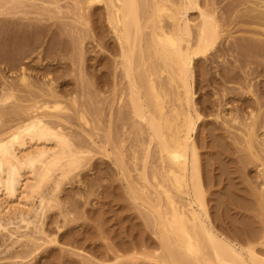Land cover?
<instances>
[{"label": "rangeland", "instance_id": "obj_1", "mask_svg": "<svg viewBox=\"0 0 264 264\" xmlns=\"http://www.w3.org/2000/svg\"><path fill=\"white\" fill-rule=\"evenodd\" d=\"M77 1L80 2L79 5L76 3ZM169 1L171 2H168V6L171 9L181 4V0ZM43 2L46 4L39 2L33 9L30 6L20 4L17 7L9 6L7 10L0 11L2 12L0 14H4L0 15V98L5 94L4 91L6 93L11 91L15 98V100L11 99L3 104L0 103V119L3 117L0 120L2 125L0 131L1 129L4 131L3 128L7 130V127H12L14 125L13 121L16 122L15 120L22 118L23 115L25 117L26 113L29 112V116L33 114L30 111L27 112L26 108L33 105L35 101H39L40 104L45 102L49 108L40 109L34 114L51 115L55 119L58 118V122L61 125L63 124L61 127L65 128L63 131L69 137L72 136V139L74 138L71 141L74 146L90 151L92 157L89 154L87 157L85 156L84 162L80 163V167H77L78 169L71 172V174L69 173L62 180L63 184L61 182V185H59L61 188L59 187L60 189L58 188L54 194L55 199L57 198L59 200L57 201L60 202V204L57 202L60 207L47 212L49 218L47 220L44 218V220L48 221L49 219V223L43 220V223H45L43 224L44 232L46 230L45 235L49 234V238L56 237L58 243L52 244V246H42L41 251L37 250L38 252H35L37 254L26 256L23 253L26 257L15 261L13 254L15 252L17 254L18 251L14 252L12 247L11 250L14 253L10 252L11 250L5 253L6 246L3 245L2 242L4 241L1 236L0 264H88L87 261L85 262L87 259H89L88 262L92 260V263L94 261L96 264H170L168 263L170 259H167V256L165 260L163 257L162 259L159 258L162 248L159 239L160 230L154 213V209L158 208L159 202L165 203V201H159L156 195L153 196V194H157L154 189L155 185L153 186L156 180L152 182L153 180L149 178L148 180L152 186L147 187L148 191L146 192L143 189L146 184L143 182L140 173L143 167L142 156L145 140L147 142V135H145V126L139 120L132 118L131 110L128 108L130 83L119 56L118 42L110 26L108 27L110 25L107 8L109 1L103 0L102 3L95 4V7L91 8H86L87 6L83 4V0H44ZM151 2L152 0H139L138 10L143 28L138 35V47L135 48L133 53V75L141 93L143 92L144 95L147 91V76L148 71H150L157 89L161 90V94H166L164 105L169 113L173 107H178L179 103L176 101V90L174 88L176 85L170 83V75L165 71L163 63L150 57L149 54L153 28L152 23L147 22V19L152 14ZM171 3L173 6H171ZM198 4L201 9L209 5V10H207L209 13H213L216 22H219L217 24L220 32V37L209 54L199 59L194 58L191 63L193 72L192 87H194L195 92L194 100L196 106L198 105L197 111L202 117L201 126L199 125L200 127L194 137L201 161L206 190V206L210 220L217 228L216 230L247 247L246 232H251L250 225H254L252 228H257L253 229V231L255 230L254 233L262 234L264 232V214L261 215L264 213V209H262L259 201L253 197L254 191L258 192L264 189L260 184L261 176L259 178V175H262L261 173L264 171L259 166L261 163L264 164V143L257 142L256 146L249 151L243 137L244 132H246L244 124L247 123V115L249 114L247 113L249 110H247L246 104L247 91L249 89L255 94L258 89H264V71H260L258 66L249 65V71L253 72L254 70L253 74L249 76L250 85L247 86L246 80L247 60L254 61L259 56V59H263L257 60L259 62L264 61V0H198ZM11 8L16 12H13ZM9 9L10 13L7 12ZM17 9L20 10L17 11ZM25 10L26 12H24ZM207 10L206 12H208ZM35 11L38 14H35ZM18 12L21 14H18ZM50 13L51 15L48 16ZM181 17L183 18V16ZM186 19L190 25L192 24L190 26V40L193 38V42L190 41V45L193 46L199 23L198 19H200L198 11L188 12ZM161 20L162 26L167 29L173 28L174 22L169 21L166 15L163 14ZM196 20L198 21L195 22ZM143 53L144 58H146L145 64L141 63ZM246 55L253 59L250 60L249 56L247 58ZM261 63L264 65V62ZM239 66L240 69L237 68ZM233 69L234 71H232ZM22 75L26 76L27 85L20 82ZM251 77L253 78L252 81ZM243 82L244 84L241 85ZM36 88L42 90L38 91ZM222 88H226L225 93L219 92L224 91ZM50 91L57 95L54 98L55 100L48 97L47 94ZM30 93H33L37 98ZM37 93L40 97L37 96ZM223 94L227 96H222ZM220 95L223 97H221L222 100L218 98ZM42 97L45 99L41 100ZM108 97V101H110H106L107 105L104 99ZM251 99L254 98L251 97ZM124 101L127 103L125 106L122 104ZM55 105L56 108H54ZM106 105L108 108H106ZM220 106L221 108H219ZM122 108L128 110L123 111ZM263 108L264 103L261 110L262 117H264ZM14 111L19 117H16L17 114ZM24 112L26 113L24 114ZM243 112L246 115L245 118ZM2 113L4 116H2ZM8 113L15 116H10ZM124 113H126L125 116H123ZM238 113L240 115H237ZM215 114L220 116L218 122L216 118L213 120ZM231 114L233 115L231 116ZM230 116L232 118L236 116L237 122L230 124L232 122ZM11 117L18 119L13 118L15 120H12ZM82 117L84 120L81 119ZM112 118L113 123L111 122ZM225 119H230L231 122L228 120L230 123L227 124ZM239 119L242 120L239 121ZM3 122L9 125H5ZM113 125L118 129L115 130L116 128ZM210 125L211 127H209ZM261 130L259 129L256 132H259L257 136H260L257 138L258 141H260L259 138H264V130ZM230 131L236 133V135L233 136L234 134L232 133V135ZM261 132H263L261 134L263 137L260 135ZM118 134L119 136H117ZM210 135L211 139L213 135H215L214 138L217 137L218 139L213 138V143L209 137ZM235 137L238 138V141ZM71 138L70 140H72ZM106 138L109 145L105 147ZM215 141L221 146L226 144L221 147ZM153 146L155 147V145ZM103 149L106 151L104 152ZM156 150L152 151L146 161V176L148 178V176L150 177L154 175L153 173H156V179L161 180L158 173L160 171L159 160H157L158 163L154 161L158 158ZM216 150L220 153L218 154ZM108 153L109 157H107ZM221 154L223 155L221 156ZM243 162L245 166L242 164ZM206 168L207 171L204 174ZM227 173H229V177ZM207 176L208 179H205ZM230 177H233L232 183H236L235 186L232 184L234 188L232 185L228 188L231 183ZM250 179L251 181L254 180L253 182L256 181L255 179L260 180V183L257 186L258 181H256L254 185ZM207 180L209 181L206 182ZM131 183L138 190L143 191L142 193L145 196L142 199L131 194L130 189H128ZM251 186L255 188L251 190ZM231 191L233 195L230 194ZM57 192L58 194H56ZM224 195L227 198L230 197V199L227 200L223 197ZM237 195H239L238 198L243 197V200L242 198L237 200ZM231 198L237 199L233 201L234 199ZM175 199L179 204L185 202L184 195H177ZM244 199H246L245 201L249 200L245 207H243L246 205ZM218 200L223 202H218ZM240 201L242 206L239 205ZM216 203H222L228 209L225 208L222 212V205L219 204L220 207ZM255 209H258V211L255 212ZM59 210L63 211L59 213ZM216 210H218L217 214H215ZM227 211L231 213L227 214ZM225 213L228 216H224ZM56 217L58 219L55 220ZM65 217L70 221H66L63 225L62 221L67 220ZM250 217L253 221L248 219ZM57 220L58 224H62L63 227L55 224ZM248 220L249 222L255 221V223H248L250 225H247ZM14 225L16 226V224ZM14 225L11 227H14ZM25 231L27 230L25 229ZM235 231L242 235L240 236ZM4 235H6L5 243L11 240L7 238L6 232ZM62 236L64 237L62 238ZM241 239L243 240L241 241ZM11 242L12 240L7 245L9 246ZM251 244L257 251L264 249V246L258 244V240L251 241ZM17 245L21 246V244L14 246L17 247L16 250H20L23 246L22 244L19 248ZM71 251L76 252L77 256ZM134 251L139 254L147 252L149 257L137 256L135 259H128ZM8 252L9 260H6L8 259ZM78 254L81 256H78ZM116 255L120 256L121 259L116 261ZM12 261H15V263ZM92 263L89 262V264Z\"/></svg>", "mask_w": 264, "mask_h": 264}, {"label": "bare ground", "instance_id": "obj_2", "mask_svg": "<svg viewBox=\"0 0 264 264\" xmlns=\"http://www.w3.org/2000/svg\"><path fill=\"white\" fill-rule=\"evenodd\" d=\"M43 1L44 0H0V11L7 10L9 6L17 7L20 4H23L22 6L24 5L30 6L33 9V7L39 2L46 4ZM108 1L109 3L107 8L109 11L108 15H109V24H110L108 25V27L110 26L118 42L120 48L119 56L121 58L126 77L130 83L129 92H128V100H129L128 108H130L131 110L132 118L139 120L141 124L145 126L146 134L145 133L143 134L147 135L146 136L147 142L145 140L144 143L145 146L143 149V156H142L143 167L140 173L143 182H145L146 184V186L143 189L146 192L148 191L147 187L152 186V184L148 180L149 178L153 180L152 182L156 180V183L153 184V186L155 185L154 189H155V193L157 194H153V193L152 194L153 196L156 195L159 201H165V203L162 202L163 204L159 202L158 208L154 209V213L156 214V222L160 230L159 239L162 248V253L159 251V253H161L159 258L162 259L163 257V259L165 260L166 259L165 257L167 256L168 257L167 259H170V261L168 262L170 264H264V249L257 251L251 244V241L258 240V244L264 246V232L262 234L254 233L255 230L253 231V229H257V228L255 227L252 228V226L254 225H250L252 223H255V221L249 222L248 220L247 222V225H250L251 234L246 232L247 233L246 241L248 246L245 247L239 244L235 239L229 238V236H226L225 234L220 233L218 232V230H216L217 228H215L213 222H211L208 208L206 206V190L203 182L204 179L202 176L201 161L199 157L198 147L194 137L197 133L198 128L201 126L200 124L202 122V117L201 114L197 111L198 105L196 106V102L194 100L195 92H194V87H192L193 72L191 68V63L194 58L199 59L200 57L207 56V54H209V52L215 47L220 37V32L217 24L218 21L216 22L213 13H209L208 11L209 5L204 8L206 10L208 9L207 10L208 12H206V10L204 11V9L200 8L198 4V0H181V4L179 6H176L174 9H171V7L168 6V2H171L169 0H152L151 2L150 8L152 10V14L147 19V22L152 23V28H153L150 39L151 46L149 48L150 49L149 54L150 57H153L163 63L165 71H167L170 75V83L176 85V87H174L176 90V101L179 103L178 107H173L168 113L166 111V106L164 105L165 104L164 97L166 94L164 95L161 94L162 93L161 90L157 89V87L154 84V80L152 78V74L150 73V71H148V76H147L148 87H146L147 91L145 92L144 95L142 94L143 92L141 93V90L138 87V84L133 75V63H132L133 53L135 48L138 47L137 46L139 41L138 35L141 33V29L143 28L138 10L140 5L139 0H108ZM102 2L103 0H83V4L87 6L86 8H91L95 4H99ZM76 3L79 5L80 2L77 1ZM171 6H173L172 3ZM19 10L20 9H17V11ZM26 10L24 12H26ZM193 10L198 11L200 19H198L199 23L197 26L196 38L194 45L192 46L190 45V41H192L193 39L192 38L190 40V29H191L190 26L192 24L191 25L189 24V21L186 19V14L190 11L193 12ZM14 11L16 12V10ZM27 11L29 12V10ZM7 12L10 13V9ZM36 13L38 14V12L35 11V14ZM18 14L21 13L18 12ZM163 14L166 15L169 21L172 20L174 22L173 28L171 27L172 29H167L166 27L161 25V21H162L161 16H163ZM0 15H4V14H0ZM50 15L51 13L48 16ZM181 16H183V18ZM198 20H196L195 22H197ZM249 55H246V57L248 58ZM259 58L260 57L258 56L257 58L258 60L263 59V58L261 59ZM252 59L253 58H250V60ZM257 59H255L254 61L247 60V70H246L247 86L250 85L249 76H251L254 72V70L253 72L249 71L248 67L250 64H254L255 67L258 66L260 68V71H264V65H262L263 63H261L264 61L259 62ZM145 62H146V58H144V53H143L141 63L145 64ZM237 68L240 69V66ZM232 71H234V69ZM260 71L257 72L259 73ZM223 78L226 79L225 77ZM252 79L253 78L251 77V81ZM20 82L26 84L27 78L25 75L21 76ZM243 84L244 82L241 85ZM225 89L222 88V90L224 91H219V92L225 93ZM35 90L32 91L34 92ZM37 90L41 91L42 89H37ZM3 93L5 94L3 96L1 95L2 97L0 98V103L3 104L11 99L15 100L14 94L11 91L8 93L4 91ZM233 93L235 92L233 91ZM37 94H38L37 96L40 97L39 93ZM238 94L241 95L240 93ZM47 95L48 97H51L53 99L57 97V95L53 91H50L49 94ZM33 96L36 97L34 94ZM222 96L225 95L223 94ZM222 96L220 95V97L218 98L222 100L223 98ZM251 97H253L254 99L252 100ZM44 99L45 98L42 97L41 100ZM108 99L109 97L107 99H104L105 103L106 101L107 102L110 101V100L108 101ZM263 99H264V89H258L257 93L255 94H253V92H251V90L248 89L246 104L248 107L247 110H249V112L247 113L249 114L247 115V123L244 124L246 128V132H244L243 137L247 144V149L249 151H251L252 148L256 146L257 142H261L260 144L264 143V138L262 139L259 138L260 141L257 140V138L260 136H257L259 132L256 133L257 130L259 129L264 130V117H262L261 114L262 106L264 103ZM125 102L126 101H124V103L122 102L124 106L125 104H127ZM200 102L202 103L203 100ZM107 105L106 108H108ZM119 106L121 107V105ZM56 107L57 106L55 105L54 108ZM43 108L47 109L49 107L45 102L40 104L39 101H35L33 105L26 108L27 112L30 111L33 114L29 116L28 115L29 112L28 113L24 112V114L26 113V116L24 117L23 115V117L19 119L16 118L18 114L14 111L17 115L16 117L13 118H16L18 120H15L11 117L12 120L16 121V122L13 121L14 125L10 128L6 126L8 128L7 130L3 128L4 131L2 129L0 131V234H2L3 231H5L7 234V238L12 240L11 244H9V246L7 245V243L11 241V240L8 241V239H7L8 242L5 243L6 242V238H5L6 235H4L5 232L2 235H0V237L2 236L1 238H3L4 241L2 242L3 245H5L6 247L8 246L7 248L4 246L5 253L6 251L11 250L12 247L14 248L12 249L14 252L18 251L17 254L16 252L14 253L12 250L10 251L14 253L13 258L15 259V261L17 259H23L26 256L34 254L37 250L41 251L40 248L42 246L44 247L45 245L52 246V244L58 243L56 237L52 236V238H49L48 237L49 234H47V236L45 235L46 230L44 232L43 224L45 223H43V220L44 218L45 220L49 218L47 216V212L54 210V208L56 209V207L57 208L60 207L58 205V203L60 204V202H58L59 200L57 198L55 199L54 194L59 187L61 188V186L59 185H61L62 180H64L69 175V173L71 174V172L78 169L77 167H80V163L84 162L83 159L85 158V156L87 157L88 154L90 156L92 155V153L90 154V151L83 150L82 148H78L74 146L73 142H71L74 140V138L72 139L71 135H70L71 137H69L65 133V131H63L65 128L63 129V127H61L63 126V124L61 125L60 122H58L59 121L57 120L58 118L55 119V117L51 115H41L38 113L34 114V112ZM219 108H221V106ZM124 110L127 111L128 109L126 110V108H124L123 111ZM123 111L121 112L122 114ZM17 112L19 113V111ZM20 114L22 115V113ZM125 114L126 113H124L123 116H125ZM9 115L15 116L11 114ZM232 115L233 114H231V116ZM237 115L240 114L238 113ZM2 116H4L3 113ZM231 116L230 119L232 122L230 121V119H225L226 120L225 123L229 124L231 122L230 124H233V122H237L236 116H234V118H232ZM245 116L246 115H244V118ZM239 117L241 118V116ZM215 118L217 121L220 118V116L219 115L216 116L215 114L213 120H215ZM81 119L84 120L83 117ZM240 120L242 119H239V121ZM9 122H11V120H9ZM111 122L113 123V118ZM5 125H9V124H5ZM0 126L2 125L0 124ZM113 127L112 129L114 130V128L116 127L114 128ZM209 127H211V125ZM117 129L118 128H116L115 130ZM209 130L212 131L213 129H209ZM145 131L143 130V132ZM263 132H261L260 135ZM211 135L209 136L210 139H211ZM235 135L236 133L233 136ZM117 136H119V134ZM214 136L215 135L212 136V139L214 138ZM237 137H235L236 141H238ZM70 138L72 140H70ZM214 139L216 140L218 138L215 137ZM82 140L86 141L84 139ZM215 142L217 143V141ZM218 142L220 143L219 140ZM106 145H109V141L107 138H106L105 147ZM153 145H155L156 148ZM223 145L222 146L219 145V146L223 147ZM103 150L104 152L106 151L105 149ZM154 150H156L158 155V158L154 161L158 163L157 160H159L160 167L159 166L158 167L160 171L158 173L161 180L156 179V173H153L154 175L150 177L148 176V178L146 176V170H147L146 161L148 157L151 155L152 151ZM219 153L220 152H218V154ZM230 154L232 153L230 152ZM154 155L156 154L154 153ZM222 155L223 154H221V156ZM107 157H109V153L107 154ZM88 159H90V157H88ZM214 161L216 164L215 159ZM244 162L242 164H244L245 166L246 162L245 163ZM156 163L154 164L157 166ZM261 165H259L260 169H264V164L261 163ZM206 171L207 168L204 170L205 172L204 174H206ZM227 174L229 177V173ZM261 174L262 175H259V178L261 176V183L259 182L260 180L259 181L257 179L255 180L258 181L257 186L260 183L264 187V171ZM208 176L205 179H208ZM230 178H231L230 179L231 183L228 188H230L232 184L234 186L236 185V183H232L233 177ZM208 181L209 180H207L206 182ZM253 181L254 180H252L251 182L254 183L255 185L256 181L255 182ZM261 185L259 186L261 187ZM253 188L255 187H252L250 189L253 190ZM128 189H130L131 194L137 198L142 199L145 196L142 193L143 191L141 192L140 190H138V188L134 186L132 183L130 184ZM157 190H159V192H157ZM254 192H253L254 194L253 197L257 201H259L262 209H264V189H261L258 192L257 191ZM56 194H58V192ZM230 194H232V191L230 192ZM177 195H184L185 202L179 204L175 199ZM225 195L223 197L227 198ZM235 196L236 195L234 194V197ZM238 196L239 195H237V198ZM240 198H242L243 200V197H239L237 200H241ZM229 199L230 197L227 198V200ZM231 199L233 200L234 198ZM235 199L233 201H235ZM222 200L221 201L218 200V202H223ZM245 200L246 199H244V201ZM247 201L249 200L247 199ZM247 201H245L246 203L244 202L246 205H244L243 207L247 206L248 203ZM219 204L222 205V203ZM219 204H217V206H220ZM240 204L241 201L239 205ZM249 206L251 207L250 204ZM222 208L223 210L222 209L221 210L223 212L227 207L222 205ZM60 211L61 210H59V213ZM217 211L218 210H216L215 214H217ZM256 211H258V209L257 210L255 209V212ZM230 213L227 211V214ZM64 214L62 215L63 217ZM263 214L264 213H262L261 215ZM224 216H228V215H226L225 213ZM57 217L54 219L55 220L58 219ZM67 217H65V219H67ZM248 219H252V218L250 217ZM53 221L52 223H54ZM66 221H70V219L69 220L67 219L65 221L63 220L62 221L63 225ZM45 222L49 223V219L48 221ZM14 224H16V226ZM55 224H58V220L57 223L55 222ZM12 225H14V227H11ZM23 228H25L27 231H25V229L23 230ZM263 228H264V221H263ZM238 234L240 236L242 235L240 233ZM63 237L64 236H62V238ZM242 240L243 239H241V241ZM16 244H21V246L23 244L22 247H24L23 250L26 249L25 252L21 253V251L23 250H21L22 247L20 245L19 246L21 248L18 245L17 246L20 248L21 251L16 250L17 247L16 248L14 247ZM71 252L74 253L75 256H77L76 252L74 251ZM23 253H25L26 256H24ZM39 254H41V252H39ZM79 255L80 254H78V256ZM137 256H141L144 258L149 257L147 252H143L139 254L134 251L129 255L128 259H135L137 258ZM33 257L34 255L32 256V258ZM4 258L6 259L7 257ZM119 259H121V257L116 255L115 260L118 261ZM6 260H9V252H8V259ZM88 260L89 259L85 260V262L87 261L86 263L89 264V262L91 261L92 263V260H90L89 262ZM15 261L12 262L15 263Z\"/></svg>", "mask_w": 264, "mask_h": 264}]
</instances>
